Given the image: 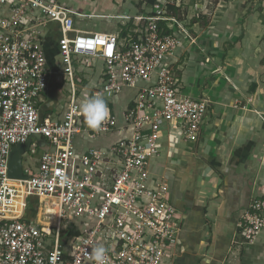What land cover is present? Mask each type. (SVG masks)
I'll return each mask as SVG.
<instances>
[{
	"label": "built area",
	"instance_id": "2783aa9c",
	"mask_svg": "<svg viewBox=\"0 0 264 264\" xmlns=\"http://www.w3.org/2000/svg\"><path fill=\"white\" fill-rule=\"evenodd\" d=\"M79 1L72 7L58 0H0V264H96L97 246L107 249L105 264H170L179 219L168 184L153 177L149 159L164 121L174 120L182 140L194 142L208 112L209 100L182 92L171 65L179 34L190 36L157 4L112 16L127 20L115 33L76 29L77 17L98 16L85 13ZM51 24L59 32L52 69L42 47ZM92 68L96 75L88 73ZM51 76L59 105L41 118ZM124 88L137 92L123 111V135L107 148L79 152L77 136L92 140L117 127L109 109L100 129L88 130L79 106L95 95L113 99ZM81 91L84 99H78ZM33 134L49 145L37 172L22 168L24 178H9L12 147ZM30 197L40 212L26 220ZM41 215L55 221L45 226ZM73 223L82 229L66 250L60 234ZM237 228L245 244L254 243L264 230V196L249 202Z\"/></svg>",
	"mask_w": 264,
	"mask_h": 264
},
{
	"label": "crops",
	"instance_id": "0c3cea01",
	"mask_svg": "<svg viewBox=\"0 0 264 264\" xmlns=\"http://www.w3.org/2000/svg\"><path fill=\"white\" fill-rule=\"evenodd\" d=\"M136 4L137 12L133 14L114 12L110 7L96 16L121 22L115 29L99 32L115 33L127 22L112 16L149 11L145 0ZM155 4L166 9L167 4L173 6L175 10L169 12L190 36L179 34V45L171 59L182 92L209 100L196 141H183L177 123L166 120L158 137L157 152L149 159L153 177L168 184L179 219L180 230L170 264H264V230L253 244H245L237 228L249 202L264 196V0H156ZM77 23L75 20L76 29L88 30ZM51 26L54 31L43 36L42 47L55 65L59 36L52 40L57 28ZM51 77L49 82H55V77ZM49 82L40 105L48 100ZM136 92L137 88H124L113 99L104 98L112 103L124 100L120 119L113 114L117 127L92 140L77 136L75 146L79 152L107 148L123 135L119 132L123 111ZM53 94L59 105L58 90ZM57 105L49 115H53ZM83 123L89 130L84 117ZM36 148L42 154L49 145L41 137L32 141L28 152L35 154ZM23 157L22 168L37 172L39 155L31 164ZM28 208L27 199L25 211ZM39 212L37 200L35 215L28 219ZM42 216L52 215L37 217L45 226L55 221L53 217L54 221L44 222Z\"/></svg>",
	"mask_w": 264,
	"mask_h": 264
},
{
	"label": "rangeland",
	"instance_id": "374dc122",
	"mask_svg": "<svg viewBox=\"0 0 264 264\" xmlns=\"http://www.w3.org/2000/svg\"><path fill=\"white\" fill-rule=\"evenodd\" d=\"M53 1V0H50ZM60 3L66 4L67 6L76 7L80 3L79 0H58ZM105 4L97 3V0H83L82 1V9L85 11V13L93 14V15H99L103 14L104 11H107L110 7L114 12L119 13H136L137 12V4L136 0H105ZM135 2V3H134ZM118 4L120 7H118ZM105 6V7H104ZM76 20H78V23L76 24L78 27L88 30H98L103 31L106 29H115V27L121 22L117 19H99L98 17H91V18H80L77 17ZM95 71L93 68L88 70V73H91V75L95 74ZM81 94L78 96V99H84L83 95ZM63 94H65V91H62ZM85 94V92H83ZM107 107L110 109V112L112 114H115L116 117L119 118V114L121 113L122 109L124 108V100L121 99V102L118 103H112L110 100L106 101ZM35 142V141H34ZM106 142H103V144ZM41 149L36 148V153H30L26 152L23 159L26 160L27 163L31 164L32 161L34 162L35 158L40 155ZM25 166V163H23ZM54 216L44 218L41 217V220H44V222H52L54 221Z\"/></svg>",
	"mask_w": 264,
	"mask_h": 264
},
{
	"label": "clouds",
	"instance_id": "9594fccd",
	"mask_svg": "<svg viewBox=\"0 0 264 264\" xmlns=\"http://www.w3.org/2000/svg\"><path fill=\"white\" fill-rule=\"evenodd\" d=\"M79 112L89 129L98 130L103 122L109 117V109L102 95L87 98L80 106ZM107 249L97 246L93 249L91 256L96 264H105Z\"/></svg>",
	"mask_w": 264,
	"mask_h": 264
},
{
	"label": "trees",
	"instance_id": "16d2710c",
	"mask_svg": "<svg viewBox=\"0 0 264 264\" xmlns=\"http://www.w3.org/2000/svg\"><path fill=\"white\" fill-rule=\"evenodd\" d=\"M145 1L147 2L148 5H154L155 2H156V0H145ZM166 7H167L168 11L175 10L174 7L170 6L169 4H167ZM51 36H52L51 37L52 40L55 41V39L59 36V33L55 32ZM49 55H50V53H48L46 57H50ZM47 61H48L49 65H51L52 67L54 66L51 57L48 58ZM52 77L54 78V76H52ZM56 87H57L56 83L54 82L53 79H51L50 82H49V90H48V92L50 91V94L48 96V100L46 102L42 103L40 105V107H39V113H40L41 118H44L46 116V114L52 112V110H54L56 105H57V102H58L57 97L53 94V92L57 91ZM28 203H29V208L25 211L26 213H25V216H24V219H26V220L29 217L35 215V207H36V204H37V200L34 197H30V198H28ZM80 232H81V229L75 223L68 224L66 226V228L63 231H61V234H60L61 241H62V244H63V246H64V248L66 250H67V248L65 246H67L69 240L74 235H77Z\"/></svg>",
	"mask_w": 264,
	"mask_h": 264
},
{
	"label": "water",
	"instance_id": "95a60500",
	"mask_svg": "<svg viewBox=\"0 0 264 264\" xmlns=\"http://www.w3.org/2000/svg\"><path fill=\"white\" fill-rule=\"evenodd\" d=\"M39 134H33L21 144H16L12 147L8 156V177L11 179L24 178L22 170V157L24 153L28 152L33 140H39Z\"/></svg>",
	"mask_w": 264,
	"mask_h": 264
}]
</instances>
